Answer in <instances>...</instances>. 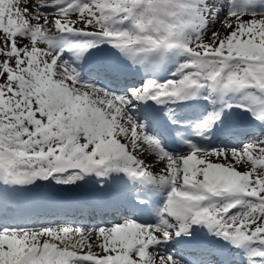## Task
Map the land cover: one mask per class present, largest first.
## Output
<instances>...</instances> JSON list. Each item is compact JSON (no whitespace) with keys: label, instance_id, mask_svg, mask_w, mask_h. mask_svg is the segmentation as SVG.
<instances>
[{"label":"snow or ice","instance_id":"1","mask_svg":"<svg viewBox=\"0 0 264 264\" xmlns=\"http://www.w3.org/2000/svg\"><path fill=\"white\" fill-rule=\"evenodd\" d=\"M0 264H264V0H0Z\"/></svg>","mask_w":264,"mask_h":264},{"label":"bare ground","instance_id":"2","mask_svg":"<svg viewBox=\"0 0 264 264\" xmlns=\"http://www.w3.org/2000/svg\"><path fill=\"white\" fill-rule=\"evenodd\" d=\"M64 221H67V223H74L75 221H71V220H64ZM63 222V221H62ZM60 222V223H62ZM47 223V222H46Z\"/></svg>","mask_w":264,"mask_h":264},{"label":"rangeland","instance_id":"3","mask_svg":"<svg viewBox=\"0 0 264 264\" xmlns=\"http://www.w3.org/2000/svg\"><path fill=\"white\" fill-rule=\"evenodd\" d=\"M214 30H215V28H211V29H210V32H211V31H214ZM207 40H208V37L206 36V37H205V41H207Z\"/></svg>","mask_w":264,"mask_h":264}]
</instances>
